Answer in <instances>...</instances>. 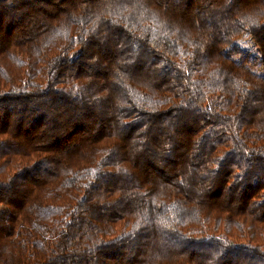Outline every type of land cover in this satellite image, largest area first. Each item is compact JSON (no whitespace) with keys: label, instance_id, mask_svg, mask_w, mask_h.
I'll return each instance as SVG.
<instances>
[{"label":"trees","instance_id":"obj_1","mask_svg":"<svg viewBox=\"0 0 264 264\" xmlns=\"http://www.w3.org/2000/svg\"><path fill=\"white\" fill-rule=\"evenodd\" d=\"M0 264H264V0H0Z\"/></svg>","mask_w":264,"mask_h":264}]
</instances>
